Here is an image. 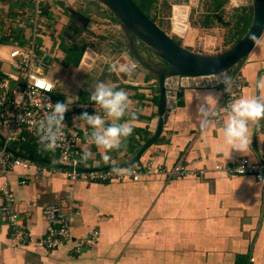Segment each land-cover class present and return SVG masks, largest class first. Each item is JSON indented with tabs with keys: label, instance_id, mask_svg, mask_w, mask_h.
I'll return each instance as SVG.
<instances>
[{
	"label": "crops",
	"instance_id": "0c3cea01",
	"mask_svg": "<svg viewBox=\"0 0 264 264\" xmlns=\"http://www.w3.org/2000/svg\"><path fill=\"white\" fill-rule=\"evenodd\" d=\"M134 1L148 6L149 15L157 19L154 22L167 35L188 50L200 53H211L219 44L232 40L233 32L229 31L234 29L227 27L229 36L225 40L214 31L220 29L214 23L224 10L231 8L236 13L233 7L243 3L217 0L221 6L214 9V0ZM175 6L186 17L183 32L173 29ZM36 7L41 8L43 19L36 36L38 52L50 63L45 77L53 84L52 96L60 101L87 102L94 105V109L86 110L89 114L103 115L90 95L97 83L104 82L128 93L130 112L136 116L132 135L120 149L108 153L112 160L106 163L102 158L104 150L89 143V127L83 121L73 123V117L83 111L66 115L65 127L81 135V141L73 147L79 166L100 168L130 161L155 131L158 89L155 80L127 50L119 23L95 0H0V79L18 78L8 51L10 44L26 42ZM67 7L89 17L86 30L75 31ZM164 26L169 27V32ZM81 40L88 43L83 52L96 57L85 60V56L81 61V55L76 60ZM139 48L146 52L144 47ZM128 59L137 65L133 75L110 71L111 65L118 66ZM239 67L244 81L242 96L257 94L255 82L264 76V31ZM202 104L215 113L206 130L201 129L197 118L198 106ZM223 110L220 87L181 89L173 106L165 108L158 138L134 164L151 165L155 170L168 169L180 161L188 167L205 169L202 176L169 179L165 174L152 173L137 181L100 183L72 181L61 173L35 174L30 168L9 171L6 180L29 238L23 243L11 239L9 226L0 216V264H264V180L213 170L216 163L228 165L242 157L258 159L263 153L264 121L260 126L250 125L253 146L240 153L224 142ZM28 141L11 145L9 150L23 156L35 149L34 157L43 162L58 161V151L55 156L40 148L37 151L25 145ZM84 147L93 153L87 161L82 159ZM22 179L24 184L20 183ZM3 184L0 177V200ZM50 204L77 206L79 214H70L73 239L47 251L41 242L46 232L42 210ZM93 229L97 230L96 242L73 253L75 242Z\"/></svg>",
	"mask_w": 264,
	"mask_h": 264
},
{
	"label": "built area",
	"instance_id": "2783aa9c",
	"mask_svg": "<svg viewBox=\"0 0 264 264\" xmlns=\"http://www.w3.org/2000/svg\"><path fill=\"white\" fill-rule=\"evenodd\" d=\"M41 8H35V18L31 34L26 38L24 44H10L8 57L12 66L18 71V78L14 81L8 78L0 79V177L4 179L1 187L0 216L9 226V235L16 242L23 243L29 238V233L23 225L20 215L15 208V197L7 182V173L15 168L33 169L35 174L53 175L61 173L72 181L85 182H110L113 180L122 181L131 179L139 180L142 176L152 173L165 174L166 178L202 176L206 173L203 168L188 167L178 161L168 169H152L151 165H132L127 168H120V172L113 171V168L104 170L89 169L79 170V161L74 157L73 147L81 141V135L75 130L64 127V136L60 146L57 147L58 161L56 163L38 162L27 156L14 154L9 147L14 144L25 143L33 140L38 143L34 122L44 119L50 111V105L60 101L52 96L53 84L45 77V71L50 67V63L44 55L38 52L39 46L36 42L38 29L43 19L40 17ZM86 53H84L82 60ZM237 63L227 71L218 74H205L197 76L171 75L163 80L165 108L173 106L177 99V94L181 89H222L224 99V109L235 99L240 98L243 93L244 81ZM227 75L232 78L231 90L224 92V84L218 82ZM43 84V86H41ZM50 86V87H49ZM86 106V107H85ZM94 109V105L87 102H74L70 104V110L66 115L75 113L77 110L86 111ZM65 115V116H66ZM223 111L221 116H226ZM90 131V128H89ZM86 132V131H84ZM252 143L249 147H252ZM262 155L255 161H250L247 157H242L238 161L228 165L216 163L214 171H221L228 175H252L256 180H264V142L262 143ZM25 183V179L20 181ZM79 214L77 206L65 207L60 204L46 205L42 210V215L46 224V232L41 239L43 247L47 251L57 248L63 242L71 241L72 236V216ZM97 238V230L93 229L88 236L78 239L72 252L78 254L83 248L90 247Z\"/></svg>",
	"mask_w": 264,
	"mask_h": 264
},
{
	"label": "water",
	"instance_id": "95a60500",
	"mask_svg": "<svg viewBox=\"0 0 264 264\" xmlns=\"http://www.w3.org/2000/svg\"><path fill=\"white\" fill-rule=\"evenodd\" d=\"M103 5L119 23L125 36V46L135 61L155 80L158 89L157 122L155 131L140 147L130 161L117 164L127 168L139 161L141 154L158 138L163 124L165 95L163 80L171 75L197 76L218 74L229 70L247 57L264 31V0H250L251 18L245 33L231 46L216 53H200L188 50L167 35L146 15L134 0H96ZM71 24L75 31L83 32L89 23V17L71 7H67ZM175 10V8H174ZM174 14V13H173ZM174 18V17H173ZM186 20L185 14L182 23ZM142 45L146 52L139 48ZM82 168L79 170L113 168Z\"/></svg>",
	"mask_w": 264,
	"mask_h": 264
},
{
	"label": "clouds",
	"instance_id": "9594fccd",
	"mask_svg": "<svg viewBox=\"0 0 264 264\" xmlns=\"http://www.w3.org/2000/svg\"><path fill=\"white\" fill-rule=\"evenodd\" d=\"M136 68L135 62L128 59L127 62L118 66L111 65L110 71L131 76ZM218 82L224 84V92L231 90L232 78L230 76L225 75ZM255 88L257 94L241 96L223 110L227 113L222 127L224 142L230 145L232 150L240 153L245 152L251 144L250 125L260 126L261 121H264V76L256 80ZM90 100L102 110L103 115L83 111L80 115L73 117V123L78 125L80 121H83L90 128L89 143L104 150L102 158L107 163L112 160L108 153L120 149L127 138L132 135L133 121L136 116L135 113L130 112L131 100L128 93L123 89L117 90L107 83H97L90 95ZM71 103L69 99L50 105V111L44 119L34 122L38 143L43 150L54 152L60 146L64 136L65 115L70 110ZM211 115L215 113H211L205 105L198 106L197 118L201 129L206 130L211 125ZM125 117L129 118L125 119ZM92 155L89 147L82 149L83 160L87 161ZM113 171L120 172L121 170L114 165Z\"/></svg>",
	"mask_w": 264,
	"mask_h": 264
},
{
	"label": "rangeland",
	"instance_id": "374dc122",
	"mask_svg": "<svg viewBox=\"0 0 264 264\" xmlns=\"http://www.w3.org/2000/svg\"><path fill=\"white\" fill-rule=\"evenodd\" d=\"M84 1H87V0H84ZM90 1V0H89ZM94 0H92V2H93ZM243 1V3L242 4H240V5H238V6H235V7H233V8H235L236 9V13L233 11V9H231V8H229V9H227V10H224V12H223V15L219 18L220 20H218V21H216L214 24L215 25H217V26H219V28L220 29H218V30H216V29H214V31H216L217 32V34H218V36H220V35H222L223 37H224V39L226 40V39H228V36H229V32H233V31H229V32H227V27H229V29H235L236 28V25H237V20L239 19V17H241V16H246V17H248V15H250L251 16V4H250V0H242ZM95 2H96V4H98L99 6H101V4L100 3H98L96 0H95ZM40 3H41V0H40ZM60 6V8L63 10L64 8V6L63 7H61V5H59ZM103 6V5H102ZM104 7V6H103ZM108 9L106 8V11H107ZM178 11V12H177ZM184 15L182 14V11H181V8L180 7H178V6H175V10H174V18H173V24H174V22H180L181 24H183L182 23V20L180 19V18H182ZM180 17V18H179ZM155 20H157V19H155ZM184 25V24H183ZM213 26V25H212ZM167 32H169V27L168 26H164L163 27ZM174 28H177L176 26H173V29ZM178 30H180V31H184L185 30V25H184V28H182V29H179V28H177ZM175 30V29H174ZM178 30H176V32L178 31ZM178 33V32H177ZM212 33V32H211ZM214 33V32H213ZM169 34V33H168ZM228 35V36H227ZM225 36H227V38L225 37ZM37 40H39L38 38H36V42L38 43V41ZM231 41L232 40H230V39H228V41L227 42H224V43H221V44H219V47L218 48H216V50L215 51H210L211 53H216V52H219V51H222V50H224V49H226L227 47H229V45H230V43H231ZM81 42L82 43H80V45H78V47H85V45H87L88 43L86 42V41H84V40H81ZM92 45V44H91ZM139 46H142V45H140L139 44ZM143 47V46H142ZM125 48V47H124ZM145 49V48H144ZM85 52V51H84ZM84 52H83V54H82V57H83V55H84ZM86 53V52H85ZM89 57H96L94 54H91L89 51L86 53V58H85V60H87V58H89ZM243 60V59H242ZM241 60V61H242ZM240 61V62H241ZM239 62V63H240ZM85 65V64H84ZM59 92H60V90H59ZM39 147H40V149H43V147L41 146V145H39ZM49 152H51V153H53L52 155L53 156H55V154H56V150L53 152V151H49Z\"/></svg>",
	"mask_w": 264,
	"mask_h": 264
},
{
	"label": "trees",
	"instance_id": "16d2710c",
	"mask_svg": "<svg viewBox=\"0 0 264 264\" xmlns=\"http://www.w3.org/2000/svg\"><path fill=\"white\" fill-rule=\"evenodd\" d=\"M134 2H135V1H134ZM135 3H136V4L140 7V9H141L146 15H148L153 21L155 20L153 16L149 15V12H148V10H147V7H148L147 5H146V6H145V5L143 6V5H140V4L137 3V2H135ZM213 3L215 4V5H214V9H217V8H219V7L221 6V2H220V1L214 0ZM250 18H251L250 15H248V17H246V16H241V17H239V19L237 20L236 28L234 29V31H233V33H232V41H231V43H230L229 46H231L233 43H235V42H236V41H237V40H238V39H239V38L245 33V31H246L247 28H248ZM82 53H83V47H80V48H77V49H76V52H75L76 57H77L76 60H78V59L81 57ZM67 54H68V56L71 55L70 52H68ZM25 145H29L31 148H32V147H34V148H36V149H37V148H40L38 144H36V143L33 142V140H32V141L29 140L28 143L25 144ZM37 151H39V150L37 149ZM35 153H36V152H35V149H31V150H29L27 153H24V155H26V156H28V157L34 159V160H37L38 162H43L42 158H41V160H40L39 158L34 157V156H37ZM38 155H39V154H38Z\"/></svg>",
	"mask_w": 264,
	"mask_h": 264
},
{
	"label": "bare ground",
	"instance_id": "6f19581e",
	"mask_svg": "<svg viewBox=\"0 0 264 264\" xmlns=\"http://www.w3.org/2000/svg\"><path fill=\"white\" fill-rule=\"evenodd\" d=\"M178 12V11H177ZM180 18V17H179ZM181 20H182V18H180ZM174 26H176L177 28H179V29H182V28H184V25L183 24H181L180 22H174V24H173Z\"/></svg>",
	"mask_w": 264,
	"mask_h": 264
},
{
	"label": "snow or ice",
	"instance_id": "6c2138e0",
	"mask_svg": "<svg viewBox=\"0 0 264 264\" xmlns=\"http://www.w3.org/2000/svg\"><path fill=\"white\" fill-rule=\"evenodd\" d=\"M41 86H43V84H41Z\"/></svg>",
	"mask_w": 264,
	"mask_h": 264
}]
</instances>
